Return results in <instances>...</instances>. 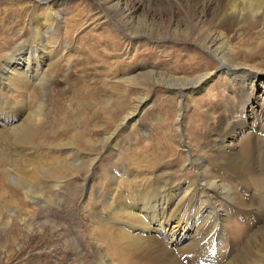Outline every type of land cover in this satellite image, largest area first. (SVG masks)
<instances>
[{
  "label": "rangeland",
  "instance_id": "1",
  "mask_svg": "<svg viewBox=\"0 0 264 264\" xmlns=\"http://www.w3.org/2000/svg\"><path fill=\"white\" fill-rule=\"evenodd\" d=\"M95 1L63 0L56 7L55 26L44 34L42 42L44 55L52 53L55 60L42 75L45 83L42 93L27 88L20 91L24 98H19L20 92L15 91L12 81L0 93L5 94L0 95V108L6 105L5 98L15 103L22 100L19 104L7 103L5 115L0 112L4 118H10L9 108L22 113L18 124L12 125H18L17 128L10 125L0 132V154L14 162L13 166H7L8 170L0 161V264H91L99 263L98 256L102 258V254L108 256L111 264L129 263L128 257L121 262L105 253L102 242L92 233L94 229L103 228L101 224H106V228H120L133 223L119 215L117 209L128 212L132 199L149 195L147 191L155 179H171L175 184L193 187L199 173L196 164L190 163L196 159L200 175H205L203 183L214 181L213 174L220 176L215 174L218 152L213 147L216 136L211 128L235 132V126L243 121L237 106H233L236 97H242L253 85L258 89L257 84L263 83L256 80V84L245 89L238 82L230 81L227 73L217 72L220 62L198 45L203 31L196 32V23L182 26L176 19L151 20L140 12L142 29L149 35L136 39L124 35L119 23ZM27 2L0 0L3 27L0 56L4 52L3 57L8 56L15 47L30 39L32 27L15 18L17 4L22 6ZM255 16L256 26L246 30V34H242L244 30L237 23L235 29H230L228 37L235 44L231 63L264 72V17L260 24L259 15ZM236 25L240 27L239 32ZM175 27L177 31L173 30ZM163 31L173 34L174 38L160 39L156 32ZM105 35L109 38H104ZM208 71H213L210 77L213 80L209 79L203 90L188 97L164 90L155 76L163 74L185 80ZM133 76L138 80H132ZM206 96H213L210 103L205 102ZM145 97L149 99L147 108L143 115L136 117L139 122L134 121V129L124 133L116 147L110 143L102 146L113 129ZM253 105L256 110L259 105L264 109V97L260 94ZM196 107L206 117H196ZM35 116L41 124L40 137L35 135L38 144L31 140L10 145L19 136L14 130L23 120L36 127ZM249 133L255 135L249 130L242 138L248 139ZM145 149L147 156L142 154ZM168 150L169 154L163 156ZM52 170L58 177L51 175ZM221 173L223 185L228 188L226 195L230 197L234 191L239 199L229 200L220 194L218 201L228 206L237 201L256 203L244 194V189L238 193L234 188L235 177L229 178L226 171ZM245 182L251 185L254 195L258 191L256 180L249 177ZM24 185L32 192L29 197L20 192ZM262 212L258 208L250 218ZM168 213L172 215L171 211ZM244 215L232 216L224 222L227 229L224 240L228 244L224 245L222 233L214 241L220 252L226 253L243 240L244 233L239 232L247 228ZM188 233L189 239L195 237L191 231ZM188 238L176 248V254L192 245L179 251Z\"/></svg>",
  "mask_w": 264,
  "mask_h": 264
},
{
  "label": "bare ground",
  "instance_id": "2",
  "mask_svg": "<svg viewBox=\"0 0 264 264\" xmlns=\"http://www.w3.org/2000/svg\"><path fill=\"white\" fill-rule=\"evenodd\" d=\"M62 1L28 0L26 5L19 6L17 4L16 21L24 20L26 24L32 27L33 32L30 39L19 45L20 49L17 46L8 56L3 57L6 52L0 56V93L5 91V85L9 81H12L13 85L16 86V92H24V90L30 88L32 90L38 89L40 90L38 92L42 93L45 84L42 75L49 69L50 65H54L52 62L55 61L52 53L49 56L44 55L43 37L46 32L55 26L56 7ZM95 2L102 10H107L108 16H112L119 23L124 35L136 37V39L137 37L141 38L149 35V33H146L147 30L144 32L142 29L143 22L141 21L140 12H144V17L151 20L176 19V23L182 26H184V23H196V26L194 25L196 32L203 31V36L200 38L198 45L200 49L205 50L217 62H220L217 72L227 73L226 75L230 81L238 82L245 89L250 84H256V80L263 83L261 85L257 84L258 89L253 85V88L251 90L247 89L246 94L242 97H236L237 100L233 103V106H237V112L241 114L243 121L239 126H235L237 127L235 132L232 130L224 131L222 128L219 132V130L216 131L211 128L216 136L213 147L218 152V156H216L218 163L216 169L218 171L215 170V174L220 176L213 174L214 181L208 184L203 183V180H206L205 175H200L201 170L197 164L198 159H196L195 162L190 163V165L196 164V170L199 173L197 183L195 182L193 187L186 183L175 184L171 179H155L152 188L150 187L147 191L149 195L132 199L128 212L117 209L119 215L128 217V221H133V223L128 226L121 225L126 227L120 228H106V224H101L103 228H93L94 237L102 242L105 253L108 252L110 255L117 257L121 262L127 257L130 258L129 263L125 262V264H264V109L261 110L259 105V109L256 110L253 105L257 103L260 94L264 97V72L254 70V67L232 64L231 59L235 52V44L228 37V33H231L230 29H235V23L241 26V30H244L242 31L243 35L247 33L246 30L256 26V23L254 24L256 14L260 17L257 21L262 24L264 0H97ZM20 13L23 14L20 16ZM261 14H263L262 17ZM2 28L0 24V31H2ZM236 29L239 32L240 27L236 25ZM173 30H176V27ZM166 31L156 33L160 39H173V34ZM104 38H109V36L105 35ZM213 74V71H208L195 79L185 80L174 79L163 74H156L155 76L160 79L164 90L173 93L178 92V94L188 97L194 92L203 90ZM133 77L132 80H138L137 77ZM19 98H24L21 92ZM212 99L213 96H206L205 102L210 103ZM4 100L11 104L22 102L19 99L16 103L7 101V98ZM148 102V97L141 98L137 102L134 112L123 118L121 123L103 141L102 146L110 143L113 147H116L119 138L124 133L134 129V121H137L136 117L144 114ZM7 103L3 108H0V112L4 113L3 115H5L4 111L7 110L5 109L8 107ZM11 104L9 107L12 106ZM197 107L194 115L204 117L205 115H202ZM9 111L11 112L10 118H4L0 114V132L22 119V113L20 114L18 110L9 108ZM225 112V110L221 111V113ZM37 120L36 127L23 120L19 128L14 130L19 133V136H16L17 139L13 138L9 144L28 143L31 140V143L38 144L35 135L38 138L40 137L38 127L41 124ZM113 121L112 118L109 119L110 123ZM218 123L219 121L215 125L217 126ZM17 126L12 127L17 128ZM249 130L252 133L254 132L255 135L249 133L248 139L244 140L242 136ZM222 142H225V144L223 145ZM144 151L146 154H144ZM144 151L142 154L147 156L146 149ZM169 152L170 150L166 151L163 156H166ZM138 155L140 154L138 153ZM5 158L4 155L0 154V161L3 163L4 168L8 165L13 166L14 162ZM145 158H141V160L143 161ZM144 162L150 163V160L146 159ZM8 170L10 169L8 168ZM221 171H226L229 178L235 177V181L232 180L238 193L239 191L243 192L242 189H244V194L247 197L254 198L256 203L248 205L246 201H237L228 206L218 201L217 196L220 194L226 196L229 200L239 199L234 191L231 192L230 197L226 195L228 188L223 185L222 178H224V175ZM51 175L58 177L57 172H54V170L51 171ZM249 177H252L257 183L256 189L258 191L254 195L251 185L245 182V179H249ZM60 186L54 187L60 188ZM20 192L26 197L32 194L31 191H28L27 185L22 186ZM35 197L38 198V195L35 194ZM225 202L227 203V200ZM246 206H248V209ZM258 208L263 210L261 215L257 214L258 217L250 218L253 213L256 215ZM168 211L172 212L171 216L167 215ZM242 213H245L243 219L247 226V228H244L245 232L243 229L239 232L240 234L244 233L243 240L237 246L231 247L226 253L220 252L219 246L217 248L214 241L219 237V233H222L224 240L226 229L224 222L227 223L232 216L238 217ZM212 222L213 225L210 227ZM253 228H255L254 231H252ZM188 231H191L195 237L189 239ZM187 238L188 240L182 245L184 247L179 248V251L185 250L184 248L190 243L192 245L180 255L176 254V248L180 247L181 242ZM229 238H231V235H229ZM223 243L226 246L228 241L225 242L224 240ZM97 253L102 254L100 251ZM101 256L102 258L98 256L100 264H111L108 256L104 254ZM99 263L97 261L91 262V264Z\"/></svg>",
  "mask_w": 264,
  "mask_h": 264
}]
</instances>
